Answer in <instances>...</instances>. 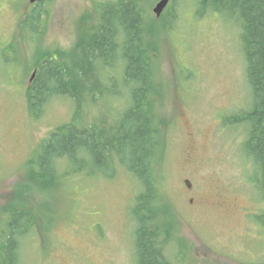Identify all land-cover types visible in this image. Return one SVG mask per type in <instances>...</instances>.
<instances>
[{
	"label": "rangeland",
	"instance_id": "obj_1",
	"mask_svg": "<svg viewBox=\"0 0 264 264\" xmlns=\"http://www.w3.org/2000/svg\"><path fill=\"white\" fill-rule=\"evenodd\" d=\"M106 1L0 0V245L11 220L5 210L25 207L23 222L34 219L26 236L15 237L16 264H133L128 208L140 187L117 162L115 177L105 179L69 174L62 158L56 186H27L35 148L73 111L69 99L52 97L37 119L29 114L35 56L71 50L82 18L94 25ZM158 1L149 0V13ZM172 10L176 21L157 34L156 57L166 124L156 186L177 222V242L164 255L169 264H261L264 234L255 217L264 202L241 150L245 130L224 122L249 101L237 29L216 14L197 16V0H177ZM113 98L90 103L87 119L114 125L124 102Z\"/></svg>",
	"mask_w": 264,
	"mask_h": 264
},
{
	"label": "trees",
	"instance_id": "obj_2",
	"mask_svg": "<svg viewBox=\"0 0 264 264\" xmlns=\"http://www.w3.org/2000/svg\"><path fill=\"white\" fill-rule=\"evenodd\" d=\"M176 1L169 0L158 17L149 13V0L101 3L94 25L82 18L71 50L36 52L35 75L26 88L27 109L35 119L52 97H66L73 107L69 122L53 129L28 161L27 186H56V165L62 158L69 174L105 179L115 177L117 162L140 187L128 208L134 226L133 264H169L165 249L177 242V222L159 203L155 167L164 151L166 130L158 112L163 84L156 58L157 34L168 32L176 21L172 10ZM196 13L230 19L237 29L249 101L245 109L225 117L224 122L244 128L241 150L252 165L251 182L264 202V0H197ZM32 14L38 17L39 10ZM25 24L22 22L21 28ZM115 73L119 92L115 90ZM112 97L124 102L121 110L115 109L119 112L115 124L106 126L103 118L90 122L88 105ZM23 209L4 211L11 219L8 237L0 245L4 264H16L15 237L28 234L29 219L34 223L27 210L30 217L23 222ZM255 221L264 234V211Z\"/></svg>",
	"mask_w": 264,
	"mask_h": 264
},
{
	"label": "water",
	"instance_id": "obj_3",
	"mask_svg": "<svg viewBox=\"0 0 264 264\" xmlns=\"http://www.w3.org/2000/svg\"><path fill=\"white\" fill-rule=\"evenodd\" d=\"M31 1H33V0H31ZM168 2H169V0H159L155 4L154 8L152 9V13L155 14L156 17H158L162 13V11L164 10V8L167 6ZM32 77H33V74L31 76V78Z\"/></svg>",
	"mask_w": 264,
	"mask_h": 264
},
{
	"label": "flooded vegetation",
	"instance_id": "obj_4",
	"mask_svg": "<svg viewBox=\"0 0 264 264\" xmlns=\"http://www.w3.org/2000/svg\"><path fill=\"white\" fill-rule=\"evenodd\" d=\"M38 145H39V144H38ZM37 147H38V146H37ZM36 149H37V148H35V150H36ZM35 150H34V151H35ZM188 187H190V186H188ZM188 201H189L190 204H193V202H194V200H193L192 197H189V198H188ZM197 201H199V200H198V196H197Z\"/></svg>",
	"mask_w": 264,
	"mask_h": 264
},
{
	"label": "bare ground",
	"instance_id": "obj_5",
	"mask_svg": "<svg viewBox=\"0 0 264 264\" xmlns=\"http://www.w3.org/2000/svg\"><path fill=\"white\" fill-rule=\"evenodd\" d=\"M35 74L33 73V76H34ZM33 78V77H32Z\"/></svg>",
	"mask_w": 264,
	"mask_h": 264
}]
</instances>
